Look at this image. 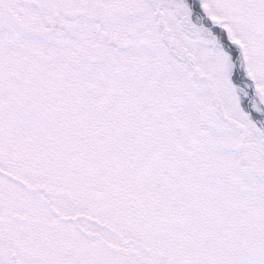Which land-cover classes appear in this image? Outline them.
<instances>
[{"label": "snow or ice", "instance_id": "snow-or-ice-1", "mask_svg": "<svg viewBox=\"0 0 264 264\" xmlns=\"http://www.w3.org/2000/svg\"><path fill=\"white\" fill-rule=\"evenodd\" d=\"M0 264H264V0H0Z\"/></svg>", "mask_w": 264, "mask_h": 264}]
</instances>
